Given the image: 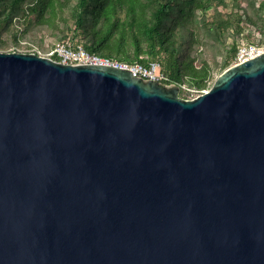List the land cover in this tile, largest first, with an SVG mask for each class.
I'll return each mask as SVG.
<instances>
[{
	"label": "water",
	"instance_id": "water-1",
	"mask_svg": "<svg viewBox=\"0 0 264 264\" xmlns=\"http://www.w3.org/2000/svg\"><path fill=\"white\" fill-rule=\"evenodd\" d=\"M180 90L0 51V264H264V53Z\"/></svg>",
	"mask_w": 264,
	"mask_h": 264
},
{
	"label": "trees",
	"instance_id": "trees-1",
	"mask_svg": "<svg viewBox=\"0 0 264 264\" xmlns=\"http://www.w3.org/2000/svg\"><path fill=\"white\" fill-rule=\"evenodd\" d=\"M216 2L224 9L209 15ZM67 39L113 60L158 61L165 84L201 93L242 43L264 44V0H0V51L48 56Z\"/></svg>",
	"mask_w": 264,
	"mask_h": 264
},
{
	"label": "built area",
	"instance_id": "built-area-1",
	"mask_svg": "<svg viewBox=\"0 0 264 264\" xmlns=\"http://www.w3.org/2000/svg\"><path fill=\"white\" fill-rule=\"evenodd\" d=\"M262 53H264V45L242 43L239 46L232 65L249 60ZM52 54H56L59 57V61L63 63H102L114 65L117 67L130 69L136 76L159 81L164 85H170L165 84V82L168 80V76L160 70V63L158 61H150L147 64H143L138 60H134L133 62L113 60L107 57H101L96 54L89 53L81 44L75 45L69 39L58 41L49 55ZM181 88H186V86H181Z\"/></svg>",
	"mask_w": 264,
	"mask_h": 264
},
{
	"label": "rangeland",
	"instance_id": "rangeland-1",
	"mask_svg": "<svg viewBox=\"0 0 264 264\" xmlns=\"http://www.w3.org/2000/svg\"><path fill=\"white\" fill-rule=\"evenodd\" d=\"M214 1H217V0H214ZM216 9H218V10H223L224 8H223V5H220L218 2H216L215 3V7H214V9L213 10H211L210 12H209V15H212L214 12H215V10ZM264 45V44H263ZM48 57H50L49 55H48ZM219 75V74H218ZM218 75L216 76V78L218 77ZM215 80V79H214ZM214 80H213V82H214ZM187 92L184 94V95H181L182 97H184V98H192V97H195V96H197V95H199V94H201V93H203V92H201V93H199V92H194L192 89H190V88H188L187 87ZM209 89V88H208ZM207 89V90H208ZM189 91H191L190 93L191 94H188L189 93ZM206 91V90H205Z\"/></svg>",
	"mask_w": 264,
	"mask_h": 264
}]
</instances>
